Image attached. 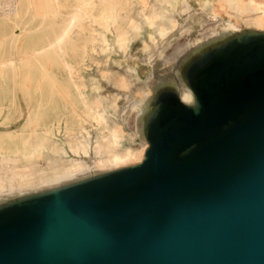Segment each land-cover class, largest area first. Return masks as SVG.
<instances>
[{"label": "water", "instance_id": "obj_1", "mask_svg": "<svg viewBox=\"0 0 264 264\" xmlns=\"http://www.w3.org/2000/svg\"><path fill=\"white\" fill-rule=\"evenodd\" d=\"M246 40L217 55L250 57L264 34ZM251 58L202 113L193 90L191 122L114 170L127 183L87 186L98 175L0 209V264H264V48Z\"/></svg>", "mask_w": 264, "mask_h": 264}, {"label": "bare ground", "instance_id": "obj_2", "mask_svg": "<svg viewBox=\"0 0 264 264\" xmlns=\"http://www.w3.org/2000/svg\"><path fill=\"white\" fill-rule=\"evenodd\" d=\"M166 2L173 6L172 0ZM189 2L184 8L196 0ZM152 6L143 11L144 19L163 39L178 21L166 9L157 11ZM202 9H210L212 17L224 15L226 26L206 47L199 46L188 63L264 32V0H217ZM156 17L167 23L156 22ZM89 18L105 30L113 26L120 47L126 46L130 33L139 28L129 0H0L1 123L7 125L23 114L16 128L0 129V195L19 190V196L28 199L73 183L72 177L88 169L89 163L82 157L91 149L92 165L98 170L135 165L143 158L144 148L123 146L127 131L121 122L108 119L101 100L86 97L79 67L98 38ZM102 39L106 41L105 35ZM18 75L24 111L15 94ZM178 77L176 82L168 81L149 92L140 104L143 130L159 111L157 99L163 93L179 94L184 104L197 105L190 79L186 74ZM178 82L187 88L181 95ZM114 84L121 89L129 87L123 75L117 76ZM91 128L95 130L92 145ZM68 152L74 156H67ZM63 180L68 182L62 184Z\"/></svg>", "mask_w": 264, "mask_h": 264}, {"label": "rangeland", "instance_id": "obj_3", "mask_svg": "<svg viewBox=\"0 0 264 264\" xmlns=\"http://www.w3.org/2000/svg\"><path fill=\"white\" fill-rule=\"evenodd\" d=\"M66 1L71 3L73 0H63V2ZM142 2L141 0H129L130 13L136 19L139 28L130 33L131 38L124 47H120L115 42L113 26L105 30L93 18L88 19L96 29L98 38L94 50L90 51L79 68L85 82L86 97L91 100L95 98L101 100V107L104 108L108 119L121 122L127 131L123 146L144 148V158L149 145L147 134L151 122L143 130V123L138 111L140 104L154 89L168 81L176 82L180 74H186L192 83L195 73L213 62L216 63L213 71H207L205 74L204 72L198 73L199 75L203 74L202 91L213 95L221 88L220 84H224L242 73L243 63H248L255 52L264 48V44L256 45L254 52L249 54L250 57L245 52L238 53L233 61L235 62L233 64L237 63L236 65L224 62L222 57L217 54H204L198 60L188 63L189 58L199 46L206 47L208 42L218 34V31L226 26L227 18L224 15L212 17L210 9L207 11L202 9L204 4H214L217 3V0H196L191 6L185 8L184 4L185 2L190 3L189 0H172L173 6H170L166 0H142ZM152 5L157 11L162 8L166 9L178 21V26L163 39L158 37L156 28L149 25L143 16V11ZM156 22L167 23V20L163 17H156ZM249 23L252 24L253 21L250 20ZM17 33H21V28H18ZM261 33L264 34V32ZM103 35H105L106 41H103ZM236 43L233 50L240 46L238 42ZM14 56H16V51ZM119 75L125 76L128 80L129 87L127 89H121L114 84L115 78ZM177 85L181 95L187 88L179 82ZM15 94L24 111L25 102L19 75L16 78ZM179 97V94L167 92L161 94L157 100H160V106H162L169 101H175L174 99L180 100ZM1 120L0 116V129L16 128L23 120V114L14 117L7 125H3ZM90 130L92 145L95 130L93 128ZM129 140L131 141L129 142ZM67 156L74 155L68 152ZM82 158L87 160L89 167L72 177L71 182L73 183L119 169H96L92 165L94 159L92 149L87 157ZM67 182L68 180H63L61 183ZM20 193L19 190H13L10 194H1L0 209L21 201L23 198L19 196ZM8 196L13 198L4 200Z\"/></svg>", "mask_w": 264, "mask_h": 264}, {"label": "flooded vegetation", "instance_id": "obj_4", "mask_svg": "<svg viewBox=\"0 0 264 264\" xmlns=\"http://www.w3.org/2000/svg\"><path fill=\"white\" fill-rule=\"evenodd\" d=\"M216 63L210 62L207 66H204L203 69H201L199 72H207V71H213L215 68L214 65ZM195 73L194 78L192 79V88L197 93V100L200 99L201 102V108L200 111L202 113V109H205L212 99V96L208 93H205L202 91V85L201 82L203 81V74L199 75L198 73ZM229 83L226 82L224 84L223 89L221 91L227 90L228 87H226ZM223 85V84H222ZM196 97V95H195ZM175 101H169L166 104L160 106L159 111L156 113L154 119L152 120L149 130H148V141L150 147V142H154L155 144H166L172 137H173V131L176 130L179 127H182L183 125H187L191 122L192 116V110L188 107H185L186 104L181 102L179 99H174ZM187 106V105H186ZM200 113V117L201 114ZM146 149V151L148 150ZM145 151V153H146ZM145 157L139 162L141 163ZM160 161H163V164L165 166H173L175 164V161L172 162L171 160H165L164 158H160ZM156 169L158 170L159 165H155ZM129 176L126 172L124 173H115L114 171H111L109 173H105L101 175L100 177L93 179L88 182L87 186H90L92 188L98 187L99 185L106 184V185H112V184H123L127 183L129 181ZM83 187L85 185L81 183Z\"/></svg>", "mask_w": 264, "mask_h": 264}, {"label": "clouds", "instance_id": "obj_5", "mask_svg": "<svg viewBox=\"0 0 264 264\" xmlns=\"http://www.w3.org/2000/svg\"><path fill=\"white\" fill-rule=\"evenodd\" d=\"M198 103V102H197Z\"/></svg>", "mask_w": 264, "mask_h": 264}]
</instances>
